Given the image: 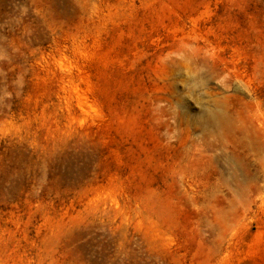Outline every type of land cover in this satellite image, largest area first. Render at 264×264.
Segmentation results:
<instances>
[{
    "label": "rangeland",
    "instance_id": "374dc122",
    "mask_svg": "<svg viewBox=\"0 0 264 264\" xmlns=\"http://www.w3.org/2000/svg\"><path fill=\"white\" fill-rule=\"evenodd\" d=\"M0 264H264V0H0Z\"/></svg>",
    "mask_w": 264,
    "mask_h": 264
}]
</instances>
